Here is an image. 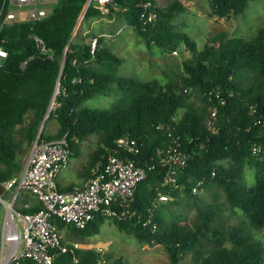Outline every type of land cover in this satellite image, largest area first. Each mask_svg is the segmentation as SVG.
<instances>
[{
    "label": "trees",
    "instance_id": "trees-1",
    "mask_svg": "<svg viewBox=\"0 0 264 264\" xmlns=\"http://www.w3.org/2000/svg\"><path fill=\"white\" fill-rule=\"evenodd\" d=\"M1 1V0H0ZM149 46L194 51L183 59V69L165 82L141 80L119 74L123 58L103 45L98 37L75 36L87 0H56L41 21L15 20L7 24L0 41L10 56L0 66V183L21 172L24 157L46 121L57 119L52 136L67 135L71 156L81 152L82 142L99 134V146L88 162V176L110 153L133 157L146 166L147 176L134 194L114 203L118 215L95 213L85 226L54 218L61 230H71L77 238L101 232L107 218L118 227L149 244L161 243L171 264H181L193 253L194 264H264V244L250 228L264 226V25L249 39L226 31L212 35L202 51L174 20L187 9L180 0L160 5L155 0H117ZM251 0H209L212 14L230 18L245 11ZM148 2L158 19L143 23L141 10ZM103 13L90 6L85 17ZM41 35L50 51L43 52L30 34ZM29 60L25 69L24 60ZM60 87L58 90V84ZM58 90V91H57ZM120 94L112 108H90L87 100L98 95ZM200 94L203 104L192 99ZM55 99V105H52ZM184 109L183 113L180 110ZM215 112V115L213 114ZM123 137L135 138L142 151L135 155L121 146ZM177 147L190 158L179 175L178 186L165 183L164 158ZM255 169L256 184L246 183L247 167ZM221 187L232 209L240 208L249 226H214L219 211L212 205L199 207L200 220L193 226L171 216L166 204H158L161 193L176 202L192 196L194 187L212 190ZM25 211L41 208L38 200ZM219 209H222L219 206ZM0 207V225L2 219ZM213 237L214 244L207 245ZM119 258L115 264H124ZM56 264H110L101 249L81 250L71 245L59 254Z\"/></svg>",
    "mask_w": 264,
    "mask_h": 264
},
{
    "label": "built area",
    "instance_id": "built-area-1",
    "mask_svg": "<svg viewBox=\"0 0 264 264\" xmlns=\"http://www.w3.org/2000/svg\"><path fill=\"white\" fill-rule=\"evenodd\" d=\"M56 4V0H1L0 1V37L4 27L15 20L38 22L46 18ZM90 6H96L105 13L122 8L117 0H87L80 16L83 18ZM145 24L158 19L157 10L152 3L144 5L140 13ZM30 37L45 53L50 51L44 38L32 33ZM98 37L92 40L93 47ZM179 50H175L178 53ZM10 56L9 49L0 41V66ZM21 64L26 68L29 60ZM58 91V90H57ZM55 105V99L52 102ZM215 115V112L213 113ZM42 128L34 139L29 156L21 172L0 183V207L2 219L0 225V264H56L59 254L69 250L71 245L66 239V231L61 230L54 218L77 227H85L98 211L108 215H118L114 203L132 196L141 180L147 176V168L133 157L110 153L107 161L99 162L92 176L81 186L71 190H62L58 176L69 165L71 150L67 135L55 139L41 137ZM121 146L135 155L142 149L133 137H123ZM186 150L174 147L163 160L166 168L165 183L178 186L179 175L189 161ZM197 187H194V191ZM25 194L35 196L41 204L37 211H25L30 203L18 201ZM172 199L170 194L161 193L157 203Z\"/></svg>",
    "mask_w": 264,
    "mask_h": 264
},
{
    "label": "rangeland",
    "instance_id": "rangeland-1",
    "mask_svg": "<svg viewBox=\"0 0 264 264\" xmlns=\"http://www.w3.org/2000/svg\"><path fill=\"white\" fill-rule=\"evenodd\" d=\"M156 1L166 5L175 0ZM180 1L186 5L187 9L174 20L175 30L186 33L196 43L195 52L204 50L210 37L220 31H226L229 35L238 38L249 39L264 25V0H251L244 12L230 18H218L213 15L209 0ZM75 36H90L93 37V40L102 36L103 45L123 58L119 74L133 76L141 80L158 79L165 82L169 78H175L183 69L181 61L192 57L194 53V51H186L183 46L178 49V53L157 45L149 46L146 40L139 35L136 27L130 24L127 15L116 12L114 15L103 12L80 18ZM59 87L60 82L58 90ZM120 96L116 92H112L110 95H98L87 100L86 106L112 108L118 105ZM192 99L197 105L203 104L198 93H195ZM183 112L184 109H181L180 113ZM58 127L57 119L45 120L41 126L47 136L54 135ZM99 137L97 133L87 137L82 142L81 152L71 156L69 165L64 167L58 176L62 190L74 189L76 181L81 179L79 176L81 165L86 164L91 154L98 148ZM30 151L31 147L28 148L24 157V163ZM256 182L255 169L247 167L246 183L252 186ZM22 203L23 200L20 199L17 206L21 207ZM161 204H166L168 213L177 217L182 224L193 226L200 220L199 207L205 210L207 206L212 205L219 211L214 226L221 225L226 228L237 226L240 229L249 226V221L243 210L232 209L227 202L225 191L219 186H215L212 190L197 187L192 196H186L177 202L170 199L167 202H161L160 206ZM219 206L222 209H219ZM250 230L253 236L264 244V226L250 228ZM66 239L72 244L78 241L81 250L101 249L104 260L110 264H115L119 258L124 260V264H171L169 252L163 244L141 242L134 235L121 230L111 218L105 220L101 232L96 235L77 238L71 230H68ZM214 243L213 237L207 241L209 247ZM181 264H194L193 253L185 255Z\"/></svg>",
    "mask_w": 264,
    "mask_h": 264
},
{
    "label": "crops",
    "instance_id": "crops-1",
    "mask_svg": "<svg viewBox=\"0 0 264 264\" xmlns=\"http://www.w3.org/2000/svg\"><path fill=\"white\" fill-rule=\"evenodd\" d=\"M156 1V0H155ZM157 2V1H156ZM160 4V3H159ZM162 5V4H160ZM165 4H163L162 6H164ZM167 5V4H166ZM115 14V13H114ZM113 14V15H114ZM57 132V131H56ZM55 132V133H56ZM89 162V161H88ZM88 162L84 165H81V168H80V172H79V176L81 177V179H79L78 181H76V186H81L83 185L90 177L88 176V169H87V166H88ZM59 183V181H58ZM60 186V184H59ZM74 187V188H75ZM34 199L37 200V198L31 194H25L24 197L22 198L23 200V203H30L31 205L34 204ZM24 207V206H23ZM25 208V207H24ZM65 231L67 232L68 230L65 229Z\"/></svg>",
    "mask_w": 264,
    "mask_h": 264
},
{
    "label": "water",
    "instance_id": "water-1",
    "mask_svg": "<svg viewBox=\"0 0 264 264\" xmlns=\"http://www.w3.org/2000/svg\"><path fill=\"white\" fill-rule=\"evenodd\" d=\"M47 117H48V114L45 116L44 121L46 120Z\"/></svg>",
    "mask_w": 264,
    "mask_h": 264
}]
</instances>
